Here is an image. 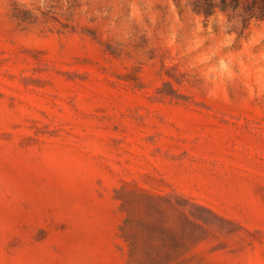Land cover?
I'll return each mask as SVG.
<instances>
[{
    "label": "rangeland",
    "instance_id": "1",
    "mask_svg": "<svg viewBox=\"0 0 264 264\" xmlns=\"http://www.w3.org/2000/svg\"><path fill=\"white\" fill-rule=\"evenodd\" d=\"M195 3L0 0V264H264V36Z\"/></svg>",
    "mask_w": 264,
    "mask_h": 264
},
{
    "label": "clouds",
    "instance_id": "2",
    "mask_svg": "<svg viewBox=\"0 0 264 264\" xmlns=\"http://www.w3.org/2000/svg\"><path fill=\"white\" fill-rule=\"evenodd\" d=\"M215 2L219 4V0H215ZM243 4L244 0H241L239 7L235 9L229 7L224 11L217 7L214 14L207 18V27H205V16L202 13H195L200 17L196 25L199 31L207 29L210 32H216L221 35L222 40L220 44L217 45L216 51L229 48L237 39L243 24L244 16L246 15ZM213 24L217 26L218 30H213ZM253 32L264 36V19H250L246 30L247 36H251ZM211 72L216 79L223 80H232L234 78L247 79L250 74L243 55L235 58V60L231 56L218 55L216 64L211 69Z\"/></svg>",
    "mask_w": 264,
    "mask_h": 264
},
{
    "label": "trees",
    "instance_id": "3",
    "mask_svg": "<svg viewBox=\"0 0 264 264\" xmlns=\"http://www.w3.org/2000/svg\"><path fill=\"white\" fill-rule=\"evenodd\" d=\"M241 0H220L219 4L215 0H196V8L206 13L207 15L212 14L216 7L221 9L233 8L240 6ZM244 16L243 22L250 20L251 18L264 19V0H244L243 4Z\"/></svg>",
    "mask_w": 264,
    "mask_h": 264
}]
</instances>
